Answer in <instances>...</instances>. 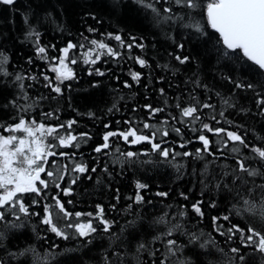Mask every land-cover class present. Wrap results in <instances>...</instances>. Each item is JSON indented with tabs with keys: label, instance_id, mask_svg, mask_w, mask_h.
Returning <instances> with one entry per match:
<instances>
[{
	"label": "trees",
	"instance_id": "1",
	"mask_svg": "<svg viewBox=\"0 0 264 264\" xmlns=\"http://www.w3.org/2000/svg\"><path fill=\"white\" fill-rule=\"evenodd\" d=\"M147 2L154 3L162 15H168L163 10L172 7L174 15L184 18L158 22L153 12L136 0L0 3V125L4 126L0 127V135H10L7 127L23 116L48 126L75 120L72 129H59L60 134L71 131L74 135L88 133L90 137L79 148L53 149L57 153H75L73 157L49 158L51 170H55L53 161L56 168L68 165L69 174L61 182V189L70 186L71 195L64 196L60 189L50 185L46 198L34 195L24 198L29 212L40 215L18 213L17 219L15 210L6 211L5 220L0 221L2 264H161L167 239H175L182 251L170 256L166 264H241L230 251L232 248L241 249L240 254L245 256L243 264H264V255L253 248H244L239 234L229 240L217 231L218 224L223 225L222 231L238 224L264 232V220L258 215L264 206V189L258 187L264 184V175L248 177L239 173L236 163L244 159L246 166L264 173V161L251 150L264 147V104L258 105L264 98V72L239 50L236 53L229 50L228 56L223 54L219 34L207 23L203 8L192 11L176 6L171 0ZM197 22L206 35L185 26ZM33 30L37 35H29ZM115 35L134 46L121 47L112 38ZM91 40L105 42L120 55L101 56L94 65L84 63L83 53L95 47ZM69 43L77 45L69 53L70 57H77V63L69 65L75 78L60 83L52 71L58 64L53 58L61 57ZM41 47L46 49L45 54L38 52ZM177 56L189 59L180 63ZM4 57L7 59L3 60ZM136 57L145 60L146 66L142 67ZM96 69L104 75H97ZM134 72L140 74L139 81L132 79ZM17 76L22 79L18 81ZM45 76L53 84L59 83L62 92L53 91ZM238 83L252 84L253 88H238ZM205 103L213 107L199 108L201 121L237 132L248 148L238 145L240 152L232 153L229 142L222 153L218 149L223 144L217 143L220 138L204 132L212 141L210 150L215 153V156L205 153L204 159L182 155L165 159L154 153L149 143L129 144L119 137L110 138L108 149L99 153L94 150L104 143L106 132L126 130L129 127L126 121H132L131 126L141 129L143 134H148L143 122L166 127L169 135L157 138V142L164 141L162 147L176 153H195L202 148L197 139L201 133L193 132L192 128L199 129L200 121L193 124L189 118L181 120V109ZM146 105L164 111L150 118ZM172 128H180L182 136L171 131ZM48 142H53L51 137ZM181 143L186 146L180 147ZM128 151L138 156L129 160L122 155ZM74 163L86 164L88 171L72 173ZM77 176L76 183L71 184V179ZM42 178L51 179L43 174ZM137 183L147 187L138 189ZM57 192L73 213L95 216L97 206H101L104 219L112 222L110 230L104 232L103 225L93 220L97 231L89 237L73 236L69 230L70 238L65 240L49 231L41 223L44 205L53 203L51 198ZM137 194L143 197L139 203L135 201ZM34 199L39 203H32ZM245 200L255 206V214L248 210ZM197 204L202 216L193 208ZM182 212L184 215H180ZM224 216H229V220L224 221ZM213 217L221 218L218 224ZM176 225L179 228L172 236L156 239ZM141 244L145 248L138 251ZM153 252L155 255H150Z\"/></svg>",
	"mask_w": 264,
	"mask_h": 264
},
{
	"label": "snow or ice",
	"instance_id": "2",
	"mask_svg": "<svg viewBox=\"0 0 264 264\" xmlns=\"http://www.w3.org/2000/svg\"><path fill=\"white\" fill-rule=\"evenodd\" d=\"M16 0H0V3L5 5H12ZM137 3L150 9L154 17L162 22L183 20V15H174L172 7H167L163 11L168 13V15H162L160 9H158L154 3L147 2V0H136ZM171 3L179 6L180 8H186L192 11L203 8L206 14L207 23L210 27L219 34V43L224 49V55H229V50L232 53H236L237 50L247 57L249 61H252L255 66L261 72H264V0H171ZM190 15V13H189ZM27 19V18H26ZM186 27H192L201 35H206L199 23L186 24ZM29 35H37L35 31L29 33ZM111 35V34H110ZM116 41L120 42L121 47H126L131 49L133 44H125L123 38L120 35H115L112 37ZM135 38H133L134 40ZM90 44L95 46L94 48H88L86 52L83 53V62L89 64H96L97 60L104 55L118 57L120 53L110 47L103 41L91 40ZM136 47H143L142 44H136ZM83 48V45H80ZM179 47H183L180 45ZM77 48V45L69 43L66 48L62 50V56L59 58L54 57V60H58V64L52 67V71L56 73L55 80L63 83L65 80H72L75 78V73L69 67L70 64L74 65L77 63V57L69 55L70 50ZM38 52L41 54L46 53V49L41 47L38 48ZM95 57V58H94ZM7 58L4 57L3 60ZM180 63H185L189 59L188 57L181 58L176 57ZM137 62L143 67L146 66V61L136 57ZM2 62V61H0ZM97 75H104L98 69L95 70ZM89 74H92L91 71ZM132 79L139 81L140 74L132 73ZM16 79L19 81L22 77L17 76ZM35 79V77H32ZM45 80L48 81V86L53 88L56 93H61L62 89L59 83L53 84L50 77L45 76ZM23 87V85H21ZM126 87L130 85L126 84ZM238 88H253L252 84H236ZM163 93V89H161ZM227 103V101H225ZM264 104V98L258 101V105ZM151 113V117L156 116L158 113L164 111L162 108H153L151 105L145 106ZM180 108V105H176ZM213 107L210 104H203L197 106L196 104L184 107L181 109V120L183 118H189V120L195 124L200 121L199 129L193 127L192 131H199L201 134L197 137L198 141L202 143V148L196 149L195 153L183 152L176 153L174 149L162 147L164 142L162 139L157 142L158 136L163 138L169 135V130L163 126H157L154 124H149L148 122H143V129L148 130V134H143V131L137 127H132V121H126L129 127L123 131H108L104 134V143L97 146L94 150L99 153L110 147L109 140L113 137L121 138L125 143L129 144H140L149 143L151 149L154 153H158L161 157L167 159L170 155L175 159L177 155H182L185 157L194 156L197 159H204V154L215 156L210 150V145L212 141L203 134L204 132L212 133L213 135L219 137L217 141L218 144H223V147L218 149L223 153L224 149L229 147V142L232 143L230 151L232 153H239L240 146L248 148L249 145L245 141L244 137L234 131H228L224 127L214 128L208 123H203L201 117L197 114L199 108H210ZM46 116H51V113H46ZM220 115H223L221 113ZM176 117H172V120H176ZM215 120L216 117L212 116ZM75 120L69 121L66 125L60 124L56 126H48L43 122H37L35 119L26 120L23 116L19 118V122L7 127V131L10 133L8 136L0 135V209H5V211H0V221L5 220L6 211L15 210L13 212L16 218L19 219L18 213H23L27 215H40L39 213H30L29 206L25 204L26 195H34L36 197H45L46 190L50 185H54L56 189H60L64 196L71 195V187H66L61 189V182L63 181L65 175H68V165H64L63 168H56L55 161H53L51 170L49 165V158L55 157L57 155L73 157L75 153L59 152L53 151L58 147L63 148H79L81 142H86L89 137L88 133H80L79 135L72 134L68 131L66 135H61L59 129H72V126L76 124ZM219 123V121H217ZM167 124V121H164ZM0 127H4L0 125ZM105 127H110L105 125ZM177 135L182 136L180 128H172ZM19 133L20 135H16ZM52 138V143L48 142V138ZM131 138V139H130ZM184 143L180 144V147H185ZM255 156L260 160L264 161V147H254L251 149ZM119 151V149H117ZM122 155L133 160L138 156V153L133 151H128L122 153ZM238 165V171L241 174H246L248 177H256L264 175L256 169H251L246 166L244 159H238L236 161ZM88 171L87 165L83 163H74L71 168L72 173H85ZM92 171H95L93 168ZM42 174L46 176V179L42 178ZM77 177L71 179L70 183L75 184ZM236 179H243L242 176H236ZM147 185L137 183L138 189H144ZM261 189H264V184L258 185ZM251 191V189H250ZM158 195L166 196L167 193H158ZM186 198V197H185ZM53 203H45L44 205V216L41 220L43 225L48 226V230L55 233L58 237L62 239H69L70 232L73 236L79 237H89L93 233H96L97 227L94 226L93 220H96L99 225H103V231L108 232L111 228L112 222L105 220L103 217L104 209L101 206H97L98 211L93 215V213H81V212H70L65 207L64 202L60 199V192H57L55 196H52ZM143 197L139 194L136 195L135 201L137 203L141 202ZM248 205V210L254 212L255 206L250 205L247 200L244 201ZM32 203H39L37 200H33ZM69 204L72 201H68ZM214 206V205H213ZM196 213L203 215L199 205H193ZM184 215V213H180ZM258 215L261 220H264V206L259 210ZM87 216L89 219L82 220V217ZM220 217H213V222L218 224ZM224 221L229 220V216H224L222 218ZM63 222V223H62ZM161 222H165L162 218ZM179 225L174 226V228H169L166 232L162 233L161 236L156 237L158 240H163L164 237H170L173 235V231L178 229ZM223 225L217 227V231L222 236H227L229 240L239 234V239L244 248H253L255 252H259L264 255V232L257 230L255 227L248 226L246 229L240 227L238 224H233L226 230H221ZM2 236V233H0ZM192 239H195L193 237ZM203 247V245H202ZM145 245H139L138 251L144 249ZM178 251H182V247L177 244L175 239H167L165 242V252L164 259L161 260V264H166V261L170 256H175ZM232 253L236 254L241 264L245 260V256L240 254V248H232L230 250ZM150 255H155V253H150ZM2 264V261H0ZM155 264V262H153Z\"/></svg>",
	"mask_w": 264,
	"mask_h": 264
},
{
	"label": "rangeland",
	"instance_id": "3",
	"mask_svg": "<svg viewBox=\"0 0 264 264\" xmlns=\"http://www.w3.org/2000/svg\"><path fill=\"white\" fill-rule=\"evenodd\" d=\"M16 135L18 134V133H15Z\"/></svg>",
	"mask_w": 264,
	"mask_h": 264
},
{
	"label": "water",
	"instance_id": "4",
	"mask_svg": "<svg viewBox=\"0 0 264 264\" xmlns=\"http://www.w3.org/2000/svg\"><path fill=\"white\" fill-rule=\"evenodd\" d=\"M2 209H0V211H1Z\"/></svg>",
	"mask_w": 264,
	"mask_h": 264
}]
</instances>
